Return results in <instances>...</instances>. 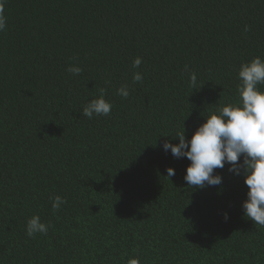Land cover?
Returning a JSON list of instances; mask_svg holds the SVG:
<instances>
[{
    "label": "trees",
    "instance_id": "16d2710c",
    "mask_svg": "<svg viewBox=\"0 0 264 264\" xmlns=\"http://www.w3.org/2000/svg\"><path fill=\"white\" fill-rule=\"evenodd\" d=\"M3 3L0 264H264L243 169L190 188L191 162L163 149L239 102L241 64L264 60V0ZM100 88L110 114L83 116ZM34 215L46 235H27Z\"/></svg>",
    "mask_w": 264,
    "mask_h": 264
},
{
    "label": "clouds",
    "instance_id": "9594fccd",
    "mask_svg": "<svg viewBox=\"0 0 264 264\" xmlns=\"http://www.w3.org/2000/svg\"><path fill=\"white\" fill-rule=\"evenodd\" d=\"M4 3L0 0V31L6 27L4 16ZM245 31L249 26L245 25ZM142 58L133 60V68H138ZM70 73L80 74L83 69L79 66H69ZM185 70L188 66L185 65ZM189 86L197 87L195 72H190ZM238 76L240 84L237 87L239 102L227 104L205 117L193 133L190 140L185 139V129L175 135L178 144L165 141L163 149L171 150L174 157H186L191 163L186 168L184 180L190 188L203 189L207 186H216L222 183V177L214 174L215 170L223 169L225 163L230 165L229 171L239 175L241 169L244 173V183L248 188L247 199L243 202L244 215L255 225L264 227V91L259 85H264V60L253 58L248 63H242ZM139 72L133 74L134 82H142ZM99 97L91 99L82 109V115L91 118L95 115H109L112 105L106 101L105 88L99 89ZM117 94L127 98L129 90L127 85L117 89ZM241 157L243 161L241 163ZM167 176L175 175L173 168H167ZM52 208L59 210L61 204L66 203L60 196L52 198ZM227 219V214H225ZM48 225L40 221L37 215L27 222V235L37 233L47 234ZM127 264H139L138 259H129Z\"/></svg>",
    "mask_w": 264,
    "mask_h": 264
}]
</instances>
